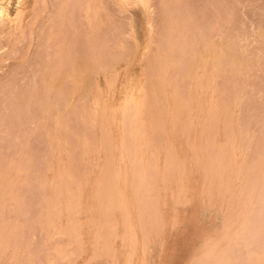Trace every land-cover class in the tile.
I'll return each instance as SVG.
<instances>
[{
    "label": "rangeland",
    "instance_id": "rangeland-1",
    "mask_svg": "<svg viewBox=\"0 0 264 264\" xmlns=\"http://www.w3.org/2000/svg\"><path fill=\"white\" fill-rule=\"evenodd\" d=\"M90 1L0 0V264H264V0Z\"/></svg>",
    "mask_w": 264,
    "mask_h": 264
},
{
    "label": "bare ground",
    "instance_id": "bare-ground-1",
    "mask_svg": "<svg viewBox=\"0 0 264 264\" xmlns=\"http://www.w3.org/2000/svg\"><path fill=\"white\" fill-rule=\"evenodd\" d=\"M92 1V0H91ZM89 2V4L87 5V12H89V10H91L92 8H94L95 9V12H96V14L98 13V9H99V2H100V0H98L97 2ZM95 1V0H94ZM122 1V0H121ZM125 0H123L122 2H124ZM209 1V0H208ZM222 1V0H221ZM128 2V1H127ZM126 2V3H127ZM133 2V1H132ZM238 2V1H237ZM248 2H249V0H248ZM91 3V4H90ZM94 3L96 4H98L97 6L96 5H94ZM125 3V2H124ZM129 3V2H128ZM221 4V3H220ZM248 4V3H247ZM210 6V5H209ZM217 6V5H216ZM98 9H97V8ZM205 8V7H204ZM63 9V8H62ZM101 9V8H100ZM229 9V8H228ZM61 11V10H60ZM95 12L94 13H92L91 15V22H89V23H93L92 22V18H93V20H95V18L94 17H96L95 15ZM194 12V11H193ZM203 12V11H202ZM219 12V11H218ZM227 12V11H226ZM65 13V12H64ZM223 13V12H222ZM61 14V13H60ZM191 14V13H190ZM197 14V13H196ZM194 15H195V13H194ZM204 15V14H203ZM17 16V15H16ZM61 16V15H60ZM59 16V17H60ZM185 16H189V18L191 17L189 14L188 15H185ZM211 16V15H210ZM215 16H216V14H215ZM90 17V16H89ZM229 17V16H228ZM97 18V17H96ZM187 17H185V19H186ZM192 18V17H191ZM190 18V19H191ZM215 18V17H214ZM90 19H89V21H90ZM243 19V18H242ZM174 20H176V19H174ZM187 21H185L184 20V22H186L185 24H186V28H187V31H188V29H190V28H192L193 29V27L191 26L192 25V23L190 22V20L187 18L186 19ZM193 20V19H192ZM204 20V19H203ZM96 21V20H95ZM98 21H99V19H98ZM177 22V21H176ZM198 22V21H197ZM208 22V21H207ZM231 22V21H230ZM102 23V22H101ZM179 23V22H178ZM228 23V22H227ZM95 24H97V23H95ZM176 24V23H175ZM184 24V23H183ZM204 24V23H203ZM93 25H94V23L93 24H91V26L93 27ZM99 25V24H98ZM98 25H97V27H98ZM88 26H89V24H88ZM96 26V25H95ZM101 26V25H100ZM99 26V27H100ZM200 26H201V24H200ZM96 27V28H97ZM188 27H190V28H188ZM196 27V26H195ZM214 28V27H213ZM91 29V28H90ZM212 29V28H211ZM199 30V29H198ZM186 31V30H185ZM199 32V31H198ZM203 32V31H202ZM214 32V31H213ZM55 33V32H54ZM175 33V32H174ZM183 33V32H182ZM205 33V32H204ZM194 34V33H193ZM209 34V33H208ZM211 34V33H210ZM222 34V33H221ZM199 35V34H198ZM192 36V35H191ZM201 36V35H200ZM203 36H204V34H203ZM207 36V35H206ZM219 36H221V35H219ZM50 37V36H49ZM216 37H218V33H217V35H216ZM193 38V37H192ZM198 38V37H197ZM214 38V37H213ZM221 38H222V36H221ZM238 38V37H237ZM209 39V38H208ZM215 39V38H214ZM219 39V38H218ZM234 39V38H233ZM197 40V39H196ZM217 40V39H216ZM231 40V39H230ZM241 40V39H240ZM245 40V39H244ZM94 41V40H93ZM186 41V40H185ZM233 41V40H232ZM192 42V41H191ZM190 42V43H191ZM202 42V41H201ZM219 42H221V39H219V41L218 42H216V43H218V46L215 44L214 45V43H213V48H215L216 46L217 47H219ZM224 42V41H223ZM186 43H188V42H186ZM204 43V42H203ZM225 43V42H224ZM99 44V43H98ZM201 44V43H200ZM212 44V43H211ZM221 45L223 46V44L221 43ZM181 46V45H180ZM205 46V45H204ZM212 46V45H211ZM211 46H209V47H211ZM189 48H190V46H188ZM237 47V46H236ZM198 48V47H197ZM206 48V47H205ZM208 48V47H207ZM221 48H223L224 49V47H220V49ZM228 48V47H227ZM210 48H208L207 50H205V52L206 51H208V52H206V53H204V54H202V56L201 55H198V58H199V56H201V60H199V62L201 63L202 62V64H201V66H199L200 68H202V65L204 66H206V67H204V69L205 68H207L208 66H207V64H209V61H211V63H216L217 64V62L219 63V61H220V59H219V61L217 60V58H216V60H215V57H213V59L216 61V62H214V60H213V62H212V59L210 60V58H212V55L214 54V53H212V52H214L215 51V49H216V51L219 49V48H215L214 49V51H212L211 52V50H213L212 48H211V50H209ZM166 50V49H165ZM203 50V49H202ZM94 51V50H93ZM145 51V50H144ZM163 51V50H162ZM193 51V50H192ZM210 51V52H209ZM221 51V50H220ZM220 51H218L217 53H218V55H219V52ZM170 52V51H169ZM189 52V51H188ZM196 52V51H195ZM198 52H199V50H198ZM223 52V51H222ZM93 53V52H92ZM187 53V52H186ZM210 53V54H209ZM216 53V52H215ZM221 53V52H220ZM170 54V53H169ZM174 54V53H173ZM189 54V53H188ZM199 54V53H198ZM225 53L223 52V55H224ZM237 54V53H236ZM190 55V54H189ZM191 55H193V54H191ZM218 55H216V54H214V56H218ZM62 56V55H61ZM188 56V55H187ZM219 56H221V55H219ZM218 56V57H219ZM226 56V55H225ZM232 56V55H231ZM230 56V57H231ZM254 56V55H253ZM169 57H170V55H169ZM222 57V56H221ZM228 57V56H227ZM226 57V58H227ZM159 58V57H158ZM193 58H194V55H193ZM197 58V59H198ZM232 58V57H231ZM95 59V58H94ZM225 59V58H224ZM261 59V58H260ZM155 60V59H154ZM165 60V59H164ZM168 60V59H167ZM178 60H179V58H178ZM188 60H191V59H189L188 58ZM236 60V59H235ZM234 60V61H235ZM171 61V60H170ZM183 61H185V60H183ZM197 61V60H196ZM195 61V62H196ZM225 61V60H224ZM57 62V61H56ZM163 62V61H162ZM180 62V61H179ZM198 62V61H197ZM102 63V62H101ZM164 63V62H163ZM207 63V64H206ZM225 63H227V62H225ZM232 63V62H231ZM188 64V63H187ZM190 64V63H189ZM243 64V63H242ZM71 65V64H70ZM166 65V64H165ZM185 65V64H184ZM192 65V64H191ZM213 65V64H212ZM229 65H231L230 63H229ZM233 65V64H232ZM100 66V62H99V65H98V67ZM220 66V65H219ZM223 66V65H222ZM233 66H235V65H233ZM56 67H57V65H56ZM62 67H64V66H62ZM97 67V66H96ZM190 67V66H189ZM198 67V66H197ZM66 68V67H65ZM103 68V67H102ZM169 68V67H168ZM173 68V67H172ZM191 68L193 69V67L191 66ZM219 68H221V67H219ZM225 68V67H224ZM242 68V67H241ZM98 69V68H97ZM141 69V68H140ZM162 69V68H161ZM189 69V68H188ZM222 69V68H221ZM234 69V68H233ZM249 69V68H248ZM67 70V69H66ZM168 70V69H167ZM213 71H214V69H212ZM211 70V71H212ZM216 70V69H215ZM224 70V69H223ZM241 70V69H240ZM75 71V70H74ZM169 71V70H168ZM196 71V70H195ZM202 71H206V69L205 70H202ZM225 71V70H224ZM236 71H238L237 69H236ZM174 72V71H173ZM191 72V71H190ZM219 72H221V71H219ZM56 73V72H55ZM75 72H73V74H74ZM187 73H189L188 72V70H187ZM203 73H205V72H203ZM233 73V72H232ZM72 73H70V75H71ZM81 74V73H80ZM212 74V73H211ZM218 74V73H217ZM238 74V73H237ZM54 75V74H53ZM60 75V74H59ZM166 75V74H165ZM203 75V74H202ZM219 75V74H218ZM243 75V74H242ZM64 77V76H63ZM75 77V76H74ZM82 77V76H81ZM186 77V76H185ZM243 77V76H242ZM69 79H70V77H68ZM76 79V78H75ZM74 79V80H75ZM81 79V78H80ZM193 79V78H192ZM206 79V78H205ZM62 80V79H61ZM82 80V79H81ZM207 80H208V76H207ZM171 81V80H170ZM199 81V80H198ZM240 81H242V80H240ZM202 82H204V81H202ZM210 82V81H209ZM56 83H57V81H56ZM60 83V82H59ZM198 83V82H197ZM75 85V84H74ZM62 86V85H61ZM56 87V86H55ZM204 87V86H203ZM208 89H209V87H208ZM205 90H206V87H205ZM215 91V90H214ZM32 92V91H31ZM206 92V91H205ZM101 93V92H100ZM223 93V92H222ZM173 94V93H172ZM175 94V93H174ZM215 94V93H214ZM101 95V94H100ZM176 95V94H175ZM42 97H43V95H42ZM68 97V96H67ZM131 97V96H130ZM223 97V96H222ZM3 99V98H2ZM182 99V98H181ZM185 100H187L186 98H185ZM45 101V100H44ZM171 101V100H170ZM166 101H164V103H165ZM188 102V101H187ZM126 104V103H125ZM141 104V103H140ZM148 105H150V104H148ZM163 105V104H162ZM40 106V105H39ZM51 106V105H50ZM165 106V105H164ZM179 107V106H178ZM185 107V106H184ZM214 107V106H213ZM126 108V107H125ZM150 108V107H149ZM203 108V107H202ZM37 109H38V107H37ZM213 110V109H212ZM225 110V109H224ZM103 111V110H102ZM116 111H117V109H116ZM130 111V110H129ZM135 111V110H134ZM138 111V110H137ZM183 111V110H182ZM216 111V110H215ZM176 112V111H175ZM211 112V111H210ZM226 112V111H225ZM228 112V111H227ZM226 112V113H227ZM95 113V112H94ZM136 113V112H135ZM163 113V112H162ZM166 113V112H165ZM232 113V112H231ZM138 114V113H137ZM206 114V113H205ZM208 114V113H207ZM237 114V113H236ZM91 115V114H90ZM112 115H113V113H112ZM126 115V114H125ZM124 115V116H125ZM151 115H152V113H151ZM163 115V114H162ZM183 115V114H182ZM189 115V114H188ZM213 115V114H212ZM228 115V114H227ZM233 115V114H232ZM168 116V115H167ZM116 117V116H115ZM126 117V116H125ZM152 117V116H151ZM232 117V116H231ZM103 118V117H102ZM211 118V117H210ZM92 119V118H91ZM233 119V118H232ZM151 120V119H150ZM218 120V119H217ZM229 120H231L230 118H229ZM132 121V120H131ZM92 122V121H91ZM131 123V122H130ZM212 123V122H211ZM229 123H230V121H229ZM228 123V124H229ZM232 123H234V122H232ZM138 124V123H137ZM181 124V123H180ZM185 124V123H184ZM226 124V123H225ZM145 125V124H144ZM223 125V124H222ZM237 125V124H236ZM121 126H122V124H121ZM138 126V125H137ZM151 126V125H150ZM175 126V125H174ZM179 126H181V125H179ZM188 126V125H187ZM226 127H227V125H225ZM226 127H224V128H226ZM188 128V127H187ZM135 129H136V127H135ZM142 129V128H141ZM148 129V128H147ZM184 129V128H183ZM231 130V129H230ZM131 131V130H130ZM143 131V130H142ZM217 131H218V129H217ZM132 133V132H131ZM142 133V132H141ZM182 133V132H181ZM233 133V132H232ZM135 135V134H134ZM138 135V134H137ZM189 135V134H188ZM225 135V134H224ZM133 137V136H132ZM143 137V136H142ZM131 138V137H130ZM129 138V139H130ZM213 139H215V138H213ZM241 139V138H240ZM140 140H141V138H140ZM144 140V139H143ZM228 140H230V139H228ZM233 140V139H232ZM139 141V140H138ZM231 141V140H230ZM145 142V141H144ZM128 143V142H127ZM171 143V142H170ZM214 143V142H213ZM141 144H143V142H141ZM149 144V143H148ZM146 145V144H145ZM125 148V147H124ZM134 149V148H133ZM144 149V148H143ZM175 149V148H174ZM136 150V149H135ZM140 150V149H139ZM138 150V151H139ZM196 150V149H195ZM200 150V149H199ZM142 151V150H141ZM205 151H207V150H205ZM219 151V150H218ZM134 152V151H133ZM139 153V152H138ZM196 153V152H195ZM86 154V153H85ZM141 154V153H140ZM166 154V153H165ZM195 155V154H194ZM197 155V154H196ZM210 155V154H209ZM135 156V155H134ZM138 156V155H137ZM166 156H168V155H166ZM174 156V155H173ZM140 157V156H139ZM154 157H156V156H154ZM211 157V156H210ZM167 158V157H166ZM165 158V159H166ZM198 158V157H197ZM139 159V158H138ZM156 159V158H155ZM211 159V158H210ZM231 159V158H230ZM134 160V159H133ZM122 161V160H121ZM197 161V160H196ZM223 161H224V159H223ZM136 162V161H135ZM142 162V161H141ZM205 162V161H204ZM208 162V161H207ZM134 163V162H133ZM167 163V162H166ZM211 163V162H210ZM230 163H231V161H230ZM107 164V163H106ZM113 164V163H112ZM172 164V163H171ZM200 164V163H199ZM208 164H209V162H208ZM212 164V163H211ZM124 165V164H123ZM210 165V164H209ZM231 165V164H230ZM230 165H229V167H230ZM88 166V165H87ZM140 166V165H139ZM165 166V165H164ZM157 167V166H156ZM169 167H170V164H169ZM169 167H166V168H169ZM196 167V166H195ZM204 167H205V165H204ZM18 168V167H17ZM63 168V167H62ZM70 168V167H69ZM103 168V167H102ZM138 168V167H137ZM213 168V167H212ZM231 168V167H230ZM153 169V168H152ZM173 169V168H172ZM207 169V168H206ZM8 170V169H7ZM20 170V169H19ZM133 170V169H132ZM166 170V169H165ZM184 170V169H183ZM202 170V169H201ZM209 170V169H208ZM221 170H223L222 168H221ZM138 171V170H137ZM181 171V170H180ZM179 171V172H180ZM219 171V170H218ZM64 172V171H63ZM89 172V171H88ZM117 172V171H116ZM165 172V171H164ZM172 172V171H171ZM67 173V172H66ZM102 173V172H101ZM108 173V172H107ZM124 173V172H123ZM152 173V172H151ZM177 173V172H176ZM168 174V173H167ZM70 175V174H69ZM68 175V176H69ZM73 175V174H72ZM90 175V174H89ZM120 175V174H119ZM127 175V174H126ZM140 175V174H139ZM60 176V175H59ZM137 176V175H136ZM177 176V175H176ZM67 177V176H66ZM133 177V176H132ZM139 177V176H138ZM20 178V177H19ZM115 178H116V176H115ZM119 178V177H118ZM173 178V177H172ZM17 179V178H16ZM69 179V178H68ZM71 179V178H70ZM69 179V180H70ZM142 179V178H141ZM179 179V178H178ZM74 180V179H73ZM78 180V179H77ZM107 180V179H106ZM167 180H168V178H167ZM176 180V179H175ZM223 180V179H222ZM59 181H61V180H59ZM120 181V180H119ZM180 181V180H179ZM72 182V181H71ZM132 182V181H131ZM209 182V181H208ZM222 182V181H221ZM8 183V182H7ZM94 183V182H93ZM116 183H118V182H116ZM153 183V182H152ZM237 183V182H236ZM65 184V183H64ZM68 184V183H67ZM74 184V183H73ZM130 184V183H129ZM149 184V183H148ZM209 184V183H208ZM221 184V183H220ZM49 185V184H48ZM128 185V184H127ZM180 185V184H179ZM227 185V184H226ZM13 186V185H12ZM66 186H68V185H66ZM77 186V185H76ZM114 186V185H113ZM123 186H125V185H123ZM103 187V186H102ZM112 187V186H111ZM121 187H122V185H121ZM121 187H119L120 189H122ZM2 188V187H1ZM208 188V187H207ZM60 189V188H59ZM68 189V188H67ZM76 189V188H75ZM124 189V188H123ZM69 190V189H68ZM117 190V189H116ZM179 190V189H178ZM97 191V190H96ZM118 191V190H117ZM163 191H165V190H163ZM257 191V190H256ZM66 192V191H65ZM70 192V191H69ZM71 192L73 193V191L71 190ZM102 192V191H101ZM136 192V191H135ZM5 193V192H4ZM127 193V192H126ZM128 193H129V191H128ZM178 193V192H177ZM176 193V194H177ZM181 193V192H180ZM65 194V193H64ZM74 194V193H73ZM77 194V193H76ZM76 194H74V195H76ZM5 195V194H4ZM68 195V194H67ZM66 195V196H67ZM74 195H73V197H74ZM78 195V194H77ZM76 195V196H77ZM96 195V194H95ZM122 195V194H121ZM173 195V194H172ZM181 195H183V194H181ZM70 196H72V195H70ZM69 195H68V197H70ZM137 197V196H136ZM171 197V196H170ZM11 198V197H10ZM76 198V197H75ZM115 198V197H114ZM12 199V198H11ZM10 199V200H11ZM68 199V198H67ZM70 199H72V198H70ZM104 199V198H103ZM108 199V198H107ZM118 199V198H117ZM122 199V198H121ZM1 200H2V198H1ZM0 200V201H1ZM69 200V199H68ZM77 200H79L78 198H77ZM176 200V199H175ZM72 201V200H71ZM106 201V200H105ZM115 201V200H114ZM112 202V201H111ZM140 202V201H139ZM72 203H74V202H72ZM86 203V202H85ZM113 203V202H112ZM55 204V203H54ZM76 204H77V201H76V203H75V206H76ZM123 203H121V205H122ZM128 204V203H127ZM159 204V203H158ZM177 204H179V202L177 203ZM73 205V204H72ZM71 205V206H72ZM112 205V204H111ZM109 206H110V204H109ZM129 206H130V203H129ZM135 206V205H134ZM158 206V205H157ZM254 206V205H253ZM4 207V206H3ZM100 207V206H99ZM98 207V208H99ZM103 208V207H102ZM107 208V207H106ZM124 208V207H123ZM126 208H127V205H126ZM113 209V208H112ZM139 211V210H138ZM111 212V211H110ZM159 220H160V218H159ZM125 221V220H124ZM77 222V221H76ZM114 223V222H113ZM163 223V222H162ZM132 225V224H131ZM130 226V225H129ZM158 226V225H157ZM106 227V226H105ZM133 227V226H132ZM219 227V226H218ZM115 229V228H114ZM133 229V228H132ZM131 228H130V230H132ZM140 229V228H139ZM145 229V228H144ZM156 230V229H155ZM97 231V230H96ZM159 231V230H158ZM113 232V231H112ZM131 232V231H130ZM112 234V233H111ZM132 234V233H131ZM157 235H158V233H157ZM135 237V236H134ZM69 238H71V237H69ZM225 238V237H224ZM106 239V238H105ZM134 239V238H133ZM108 240V239H107ZM134 242V241H133ZM138 242V241H137ZM130 243H131V241H130ZM163 244V243H162ZM133 245V244H132ZM137 245V244H136ZM142 246V245H141ZM143 247V246H142ZM147 248V247H146ZM102 249V248H101ZM145 249V248H144ZM146 250V249H145ZM133 252V251H132ZM136 252V251H135ZM264 256V255H263ZM144 258V257H143ZM219 258V257H218ZM116 259V258H115ZM124 259V258H123ZM262 259V258H261ZM260 259V260H261ZM113 261V260H112ZM262 262V261H261ZM146 264V263H145Z\"/></svg>",
    "mask_w": 264,
    "mask_h": 264
}]
</instances>
